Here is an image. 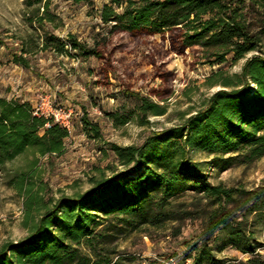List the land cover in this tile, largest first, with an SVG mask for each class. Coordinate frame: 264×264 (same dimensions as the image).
I'll list each match as a JSON object with an SVG mask.
<instances>
[{
  "label": "trees",
  "instance_id": "obj_1",
  "mask_svg": "<svg viewBox=\"0 0 264 264\" xmlns=\"http://www.w3.org/2000/svg\"><path fill=\"white\" fill-rule=\"evenodd\" d=\"M50 1L26 0L28 5L42 3L44 11L36 15L38 28H44V19L56 17L49 10ZM100 18L101 30L92 44L73 33L63 37L44 29L40 49L81 59L94 57L107 75L114 69L115 36L159 34L169 39L170 49L191 50L195 63L220 64L230 53L233 60L246 58L242 73L225 76L224 87L214 91L202 107L179 123L151 130L141 144L106 140L100 126L84 114L81 120L87 133L100 138L101 149H111L120 165L131 168L118 170L115 163L97 167L99 173L90 177L91 187L56 198L44 196L34 168L41 156L63 153L70 130L36 114L28 100L0 96V170L9 171L10 162L26 156V169L15 172L11 183L24 197L28 227L25 237L1 246L0 264H123L121 239L137 233L153 238L151 231L170 223L176 224L173 235L177 236L186 220L200 216L204 217L200 237L188 245L178 264L187 259L189 264H264L249 230V213L264 219V184L246 189L187 180L203 164L194 152L211 155V161L224 168L233 159L249 165L264 155V55L247 56L259 49L264 37V0H110L102 5ZM4 44L0 35V48ZM32 51L22 44L13 59L25 67L29 62L25 53ZM160 51L152 49L149 56L157 75L168 84L174 74L165 68ZM220 74H212V85ZM124 94L135 100L133 112L142 126L150 123V115L167 112L161 102L167 99L164 88L154 92L159 100L129 87ZM112 116L120 124L128 118L118 112ZM107 169L113 174H107ZM186 190L198 196L189 202L172 200ZM239 206L243 214L235 211ZM217 231L250 256L218 263L210 242Z\"/></svg>",
  "mask_w": 264,
  "mask_h": 264
},
{
  "label": "rangeland",
  "instance_id": "obj_2",
  "mask_svg": "<svg viewBox=\"0 0 264 264\" xmlns=\"http://www.w3.org/2000/svg\"><path fill=\"white\" fill-rule=\"evenodd\" d=\"M109 1L51 0L49 10L56 17L53 21L44 19L42 29L36 21V15L44 11L42 3L28 5L26 0H0V35L5 40L0 48V96L21 98L44 110L61 109L64 116L69 114L70 131L63 153L41 156L34 168L37 186H42L46 198L73 195L88 189L92 186L90 177L99 173L97 167L105 168L115 163L118 170L131 168L120 165L111 149H101L100 138L87 133L81 120L84 114L100 126L106 140L121 145L141 144L151 130L179 123L202 107L214 91L224 87L221 80L225 76L242 73L246 58L233 60L230 53L220 64L195 63L191 50L184 53L172 50L169 39L159 34L115 36L111 49L114 69L107 75L99 69L102 62L94 57L81 59L40 49L44 29L63 37L73 33L92 44L95 33L102 26L101 7ZM22 44L34 49L25 53L29 58L25 67L13 59ZM152 49L161 50L165 68L174 74L168 84L157 75L155 64L151 62ZM254 53L264 55V37L259 49L247 56ZM216 71L221 74L216 78L219 81L212 85L211 76ZM127 87L151 94L156 100L159 98L154 92L164 88L167 99L161 102L167 105V112L150 115V123L145 126L138 124L133 112L136 102L124 94ZM116 112L128 116L127 121L123 124L116 121L112 116ZM193 155L203 160V164L201 170L187 176L189 182L223 183L246 189L264 184V155L249 165L233 159L225 168L220 162H212L209 154L194 152ZM26 166V156H19L8 164L9 171L0 170V248L6 241L19 240L28 234L24 197L11 183L13 174ZM106 173L113 174V170L107 169ZM196 196L197 192L186 190L172 200L189 202ZM235 211L243 214L244 209L239 206ZM254 215L249 213V230L253 232L255 249L264 257V219H254ZM203 223V216L190 218L177 236L173 235L176 224L170 223L166 228L151 231L153 238L137 233L121 239L118 248L124 252L123 264H178L188 245L200 237ZM210 242L218 263L245 260L250 256L231 244L224 232L217 231ZM190 261L187 259L184 264Z\"/></svg>",
  "mask_w": 264,
  "mask_h": 264
},
{
  "label": "built area",
  "instance_id": "obj_3",
  "mask_svg": "<svg viewBox=\"0 0 264 264\" xmlns=\"http://www.w3.org/2000/svg\"><path fill=\"white\" fill-rule=\"evenodd\" d=\"M35 108V113L38 115H44L47 118H50L54 122H57L65 127H67L70 130V119H69V114H64L61 113V109H50L49 111L44 110L43 107L41 106H34ZM49 125V123H48Z\"/></svg>",
  "mask_w": 264,
  "mask_h": 264
}]
</instances>
